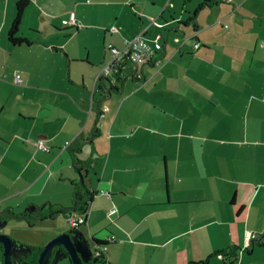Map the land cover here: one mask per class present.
Instances as JSON below:
<instances>
[{
  "label": "crops",
  "instance_id": "0c3cea01",
  "mask_svg": "<svg viewBox=\"0 0 264 264\" xmlns=\"http://www.w3.org/2000/svg\"><path fill=\"white\" fill-rule=\"evenodd\" d=\"M83 1L30 0L18 31L30 43L13 45L17 0H0V212L72 206L62 198L72 197L80 161L92 193L81 225L107 241L108 263L229 264L230 247L243 262L256 246L263 261L264 0ZM169 7L178 13L164 16ZM71 14L75 32L53 29ZM144 29L151 45L165 34L159 61L138 76L153 125L128 133L126 100L112 95L126 72L121 88L97 77L107 44L121 48ZM126 138L136 163L121 154ZM249 231L252 246L238 249Z\"/></svg>",
  "mask_w": 264,
  "mask_h": 264
},
{
  "label": "rangeland",
  "instance_id": "374dc122",
  "mask_svg": "<svg viewBox=\"0 0 264 264\" xmlns=\"http://www.w3.org/2000/svg\"><path fill=\"white\" fill-rule=\"evenodd\" d=\"M90 1L92 2V0H90ZM83 2L86 3L85 0ZM176 4L179 6V3H176ZM170 12L171 13H174V12L178 13V11H176L174 8L169 7L164 16H166V17L169 16L168 14ZM153 18H155V17H153ZM87 21L90 23H96L95 21H92L90 19H87ZM53 24H54L53 29H55L56 31L59 30L58 32H60V33L65 32L68 35L70 33L72 34V32L74 31V29L69 30L68 28H70V26L61 23V21H55ZM158 24L161 26V28L164 27V23H163L162 19H161V21L158 22ZM172 24H174V23L172 22ZM168 27H171V26H168ZM45 38H47V37H45ZM78 40L79 39H74L70 43V45L74 47V44L75 43L77 44ZM82 43L83 44L80 46L81 47L80 49L83 50V53H84L85 43L83 41H82ZM107 61L108 60H105L103 67L105 66ZM146 66H148V65H146ZM142 67L143 66H136L133 63H129L127 68L125 69L126 76H127L125 78L126 79L125 80V84H126L125 90L123 92H119V93L114 92L112 94L113 97L114 96L118 97L120 105H122L124 103V101L126 100V102L123 106V109L121 110V115L124 119L125 126L128 130V133H132L136 130L138 131V126H141L142 129H145L147 126L153 125V122L150 119L151 118L150 115L149 114H148V116L144 115V114H146V111H145L144 105L143 104L141 105L142 100L144 102V99H143V97L138 96V92H137L138 91V76L140 77V75H141V72H142L141 68ZM101 69H102V67H101ZM101 69H100V71H101ZM74 70H75V68H74ZM135 75L137 77H135ZM109 77L111 79L112 75H109ZM115 84L120 88L122 87L121 82H118L117 80L115 81ZM106 87H108V85H106ZM129 95H131V96H129ZM88 96H89V94H88ZM107 100L109 102H112V97L108 98ZM125 110H127V111H125ZM129 113L132 114V116H133L132 118H130ZM144 133H145L144 138H147V137L150 138V136L147 134V132L144 131ZM126 139H127V141H126V144L124 145V148L121 149V154L123 156H126V158L129 159V161L131 163H136L138 160V152H139L138 147L135 145L134 141H132V140H129V141H132L131 142L132 144L130 146L128 138H126ZM105 157H106V155H105ZM72 199L73 198L71 196H69L67 198L66 197L62 198L63 202H66V203L69 202V204L72 203ZM41 210H43V209H41ZM45 210L47 212L49 209H45ZM76 213L80 214L78 211H76ZM236 213L237 212L235 209V213H233V217L238 222V221H240V219L236 218V216H237ZM67 216L65 215L64 212H60L56 216H46L44 218L38 217V219H36L33 222V224H29L25 220H13L12 223L6 224L4 226L2 231L4 233L10 235L17 242L24 244V245H27V246H30V247H33L34 251L37 253L38 249L43 247L49 240H51L52 238L58 236L59 234L64 233V232L71 229L70 224H69L68 219H67ZM214 216H216V215L213 214L212 217H214ZM233 217H232V215L228 216V218H233ZM240 217L244 218V216H240ZM1 219H2V221H6L7 218H5L4 215H0V220ZM240 223L241 222H239V224ZM223 226H227V225L223 224ZM80 229L83 231L84 235L86 236V238L91 243V248L95 252V248H96L94 246L95 243L93 242L92 237L88 232L87 226L81 225ZM252 236H251L252 238L251 237L248 238L247 234H245V232L243 233V237L241 235H239L236 239L238 242L237 244L240 245L238 249L246 248L247 246H249V244L252 243L251 239H253L255 235H252ZM39 244H42V245H39ZM258 248H259V246H256V252L252 258H250L246 254L244 256L245 259L243 260V262H241V260L238 259V261L235 262L234 264H248L247 262L249 261V259L251 261H253L255 264H264V258L262 261L260 254H258V251H259ZM260 249H261V253H264V248L261 247ZM1 253H2V251L0 249V254ZM215 259L216 258H214L213 261ZM69 263L71 264L70 261H69ZM0 264H2V262H0Z\"/></svg>",
  "mask_w": 264,
  "mask_h": 264
},
{
  "label": "water",
  "instance_id": "95a60500",
  "mask_svg": "<svg viewBox=\"0 0 264 264\" xmlns=\"http://www.w3.org/2000/svg\"><path fill=\"white\" fill-rule=\"evenodd\" d=\"M110 93L111 92H109V94ZM78 175L80 184L85 185L84 175L81 174V171H79ZM2 212L8 213L14 217V215L7 210L1 211L0 215ZM33 212L34 210L31 211V213ZM6 224L7 220H0V249L3 255L2 264H19L22 262V259L23 262L21 264H33L32 262L26 261L27 258H32V256H34L36 260L35 264H56L64 253L68 254L69 261L72 264H102L95 256L91 248V243L79 228H71L52 238L43 247L38 249L37 256H35L36 252L33 247L17 242L10 235L2 231ZM93 242L95 243V247L99 246L94 240Z\"/></svg>",
  "mask_w": 264,
  "mask_h": 264
},
{
  "label": "built area",
  "instance_id": "2783aa9c",
  "mask_svg": "<svg viewBox=\"0 0 264 264\" xmlns=\"http://www.w3.org/2000/svg\"><path fill=\"white\" fill-rule=\"evenodd\" d=\"M63 24H76V19L74 15L71 14L69 19H64ZM145 29L137 33L130 39H125L121 48L114 46L112 43L107 44V49L109 51V59L106 62L105 66L102 67L97 79L101 77H109V75H115L121 73L122 68L125 69L126 63H133L136 66H145L147 64L156 63L159 60L158 52L164 45L162 39L165 37L163 32L158 33L154 37L155 44L151 45L144 38ZM178 38H175V41H178ZM193 45L195 48L200 46V42L195 38L193 39ZM124 66V67H122ZM123 69V70H124ZM16 83L20 84L22 82L21 75H15ZM111 81H116L114 77L111 78ZM40 148L49 150L43 145L42 141L38 142ZM114 212V209L110 212ZM68 222L71 228H78L81 224L86 222L85 213H76L72 212L67 216ZM252 233L248 232L247 237L250 238ZM106 250V246H98L96 249L95 255L100 256Z\"/></svg>",
  "mask_w": 264,
  "mask_h": 264
},
{
  "label": "trees",
  "instance_id": "16d2710c",
  "mask_svg": "<svg viewBox=\"0 0 264 264\" xmlns=\"http://www.w3.org/2000/svg\"><path fill=\"white\" fill-rule=\"evenodd\" d=\"M29 2H30V0H17V2H16L15 17H14V20H13L12 25L10 27L9 33H8V38L13 45H20L23 43L29 44L30 43L26 38L18 36V31L20 28L22 17H23V14H24L26 7L29 5ZM196 14L192 17L191 21L195 20ZM106 51L109 55V51H108L107 47H106ZM128 64L129 63H126L125 69L127 68ZM122 67H124V66H122ZM123 69L124 68H122L121 73L125 72V69L124 70ZM112 77H114L115 80H121L122 78H124V77H122V74L118 75V73L115 75H112ZM135 77H137V76L135 75ZM111 83H113V82L111 81ZM117 88L118 87H115V86H113V84H111V86L109 88H107V91L103 90L101 88L100 93H109V92H112L113 90H116ZM76 162L74 163L76 170L81 171L83 168L80 166L81 165V163H79L80 161H78L77 163ZM88 163H89V161H88ZM71 182H72V186H73L72 206H69V207L62 206L58 209H54V207H53V209H49V213H47V214L41 212L42 210H40V212L38 211L39 212V214H38V213H31V211L35 210L34 209L35 206L30 205L28 207V209L22 211L21 213L14 214V217L21 218V219L27 221L29 224H33V222L36 219H38V217L44 218L46 216H56L60 212H64L66 216L68 214H70L72 212H76V211H78L79 213H87L88 207L90 205L92 193L90 191H88V188L86 185H81L80 181L78 182L76 179H72ZM55 207H56V205H55ZM93 240L99 246H107V241H103V240L98 239L96 237H93ZM258 243L264 245V233L261 235V238H260ZM251 246H252V244H251ZM221 253L223 254L224 252H220V254ZM35 256H37V253L35 254ZM224 256L225 255H223V258H224ZM227 256H229L230 258H228V259L224 258V260L225 261L229 260V264H234L235 262H237L238 252H237L236 247H230V253H228ZM96 257L99 259L100 263L110 264V263H108V261L106 259V253L105 252L103 254H101L100 256H96ZM61 258H67L69 260V256L67 253H64ZM35 262H36V260L34 258V264H35Z\"/></svg>",
  "mask_w": 264,
  "mask_h": 264
},
{
  "label": "flooded vegetation",
  "instance_id": "af4514ba",
  "mask_svg": "<svg viewBox=\"0 0 264 264\" xmlns=\"http://www.w3.org/2000/svg\"><path fill=\"white\" fill-rule=\"evenodd\" d=\"M21 261L23 262V259ZM26 261L32 262L34 264V257L32 256V258H27ZM22 262H20L19 264H21Z\"/></svg>",
  "mask_w": 264,
  "mask_h": 264
}]
</instances>
